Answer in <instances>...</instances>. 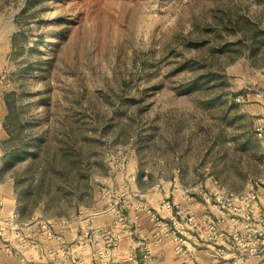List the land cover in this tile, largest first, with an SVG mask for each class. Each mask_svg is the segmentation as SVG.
Wrapping results in <instances>:
<instances>
[{"label":"rangeland","instance_id":"374dc122","mask_svg":"<svg viewBox=\"0 0 264 264\" xmlns=\"http://www.w3.org/2000/svg\"><path fill=\"white\" fill-rule=\"evenodd\" d=\"M262 105L264 0H0V171L21 222H76L110 186L246 190Z\"/></svg>","mask_w":264,"mask_h":264},{"label":"built area","instance_id":"2783aa9c","mask_svg":"<svg viewBox=\"0 0 264 264\" xmlns=\"http://www.w3.org/2000/svg\"><path fill=\"white\" fill-rule=\"evenodd\" d=\"M256 135L264 139V117L258 123ZM173 189L159 201L157 208L149 209L153 224L151 233H144L137 212L144 208L142 202L135 203L136 193L126 185L110 186L103 190L111 215L108 227L95 225L82 210L76 221L79 228L74 239L67 241L57 224L44 220L40 224L42 241L34 240L32 247L40 250L45 264H155V250L167 241L173 244L178 261L171 264H205L197 256L204 250L212 264H246L250 259L264 256V208L261 198L264 193V178L248 184L246 190L233 192L217 181L211 187H183L175 177ZM81 221V223H80ZM21 226L12 217L0 225V241L8 233H19ZM126 239L129 246L123 250L122 260L116 254L121 242ZM56 244L57 247H53ZM2 249L14 254L10 243L3 242ZM88 253L90 260L82 254ZM25 262L26 258L21 257Z\"/></svg>","mask_w":264,"mask_h":264},{"label":"crops","instance_id":"0c3cea01","mask_svg":"<svg viewBox=\"0 0 264 264\" xmlns=\"http://www.w3.org/2000/svg\"><path fill=\"white\" fill-rule=\"evenodd\" d=\"M254 112L257 115L261 114V118L259 119L258 123L264 117V106H260L259 113L254 109ZM3 133L2 131L0 134ZM264 146V141H262ZM2 174L0 171V225L7 219H12L21 226V230L19 233H8L5 239L1 242L0 241V264H45V259L42 258L43 255L40 250L34 249L32 247V243L34 240L42 241L44 246L48 247L51 244L44 242L42 239V232L40 230V224L44 221V219H32L27 222H21L19 217L16 215L17 213V196H16V189L13 180L10 177H7L6 180H2ZM212 186V185H211ZM130 189V187H129ZM130 191L136 193L132 189ZM170 192L177 195V200L180 204L184 201L181 195H178V191L172 189ZM137 194V193H136ZM167 193H165L166 195ZM138 195V194H137ZM165 195L156 194L153 196L149 195L146 196V199H140L138 196L135 198V203L138 204L139 202L144 203L145 207L140 209L137 212H131V215H139L140 222L142 224V230L144 233L148 234L153 231V224L150 221V214L149 209L157 208L159 206V201ZM101 206L98 204L95 205L94 208L85 209L87 210L89 220H92L95 225L105 226L108 227L111 223V215L105 213L104 211L108 208V203L106 199H103ZM262 205L264 208V193L261 198ZM99 208H102L99 210ZM95 210V211H94ZM47 221V220H46ZM63 221H59L58 225ZM66 223V222H65ZM81 223V221H80ZM79 228L77 222L73 223H66L65 226L61 228V232L64 238L71 242L75 234ZM8 242L10 243L11 247L14 250V254H8L5 250L2 249V243ZM129 246V241L124 239L120 244V249L116 254L117 260H122L123 258V250ZM53 247H57L56 244ZM198 258L205 264H212L213 261L208 253L204 250L197 251ZM24 256L26 258L25 262L21 260V257ZM82 256L88 261L90 260V255L85 253ZM178 259L173 252V244L170 241H167L162 247L155 250V264H171L177 262ZM246 264H264V256L261 258H254L250 259Z\"/></svg>","mask_w":264,"mask_h":264}]
</instances>
